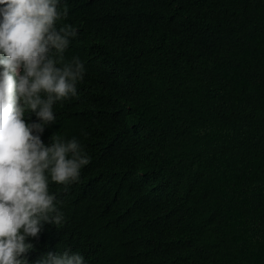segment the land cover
Returning a JSON list of instances; mask_svg holds the SVG:
<instances>
[{"label":"trees","instance_id":"trees-1","mask_svg":"<svg viewBox=\"0 0 264 264\" xmlns=\"http://www.w3.org/2000/svg\"><path fill=\"white\" fill-rule=\"evenodd\" d=\"M62 6L86 72L41 139L76 137L91 161L50 185L65 220L29 264H264V0Z\"/></svg>","mask_w":264,"mask_h":264},{"label":"clouds","instance_id":"clouds-1","mask_svg":"<svg viewBox=\"0 0 264 264\" xmlns=\"http://www.w3.org/2000/svg\"><path fill=\"white\" fill-rule=\"evenodd\" d=\"M68 12L62 0H0V264H29L30 239L65 220L50 185L67 191L91 161L76 137L41 139L56 124L54 106L77 96L86 72L78 56L66 57L78 36L61 23ZM36 264H84V257L49 251Z\"/></svg>","mask_w":264,"mask_h":264}]
</instances>
